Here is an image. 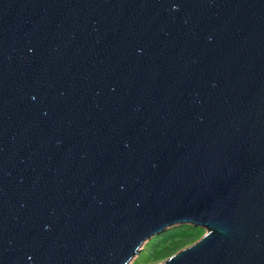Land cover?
<instances>
[{"label":"water","instance_id":"95a60500","mask_svg":"<svg viewBox=\"0 0 264 264\" xmlns=\"http://www.w3.org/2000/svg\"><path fill=\"white\" fill-rule=\"evenodd\" d=\"M264 264V0H0V264Z\"/></svg>","mask_w":264,"mask_h":264},{"label":"trees","instance_id":"16d2710c","mask_svg":"<svg viewBox=\"0 0 264 264\" xmlns=\"http://www.w3.org/2000/svg\"><path fill=\"white\" fill-rule=\"evenodd\" d=\"M199 237V228L191 224L179 225L154 237L150 243L149 256L155 260L170 258Z\"/></svg>","mask_w":264,"mask_h":264},{"label":"rangeland","instance_id":"374dc122","mask_svg":"<svg viewBox=\"0 0 264 264\" xmlns=\"http://www.w3.org/2000/svg\"><path fill=\"white\" fill-rule=\"evenodd\" d=\"M179 226V225H177ZM177 226H174V227H177ZM174 227H170L169 229H167L166 231L174 228ZM196 228H199L200 229V237L199 239L206 233V229H203L201 227H196ZM154 239L153 238H150L149 240H147L144 244H143V247L141 249V252H139L138 255H136L130 262L129 264H160L162 262H164L166 259H159V260H155L153 259L152 257L149 256V250H150V243L151 241ZM198 240V239H197ZM196 240V241H197ZM194 243V242H193ZM191 243V244H193ZM190 244V245H191ZM189 246V245H188ZM187 247V246H186Z\"/></svg>","mask_w":264,"mask_h":264}]
</instances>
